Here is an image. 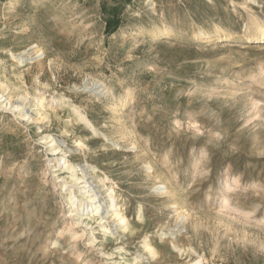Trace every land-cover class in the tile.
<instances>
[{
    "label": "rangeland",
    "instance_id": "1",
    "mask_svg": "<svg viewBox=\"0 0 264 264\" xmlns=\"http://www.w3.org/2000/svg\"><path fill=\"white\" fill-rule=\"evenodd\" d=\"M161 21L174 37L152 41ZM219 23L224 42L192 40L203 30L213 39ZM259 23L264 0H0V78L13 102L69 98L119 142L104 148L66 108L33 131L0 111V264L112 263L83 241L69 247V217L40 144L46 135L73 148L72 163L115 184L134 232L104 244L108 254L117 246L133 254L149 236L158 255L144 264H264V44L246 43L256 32L245 27ZM33 44L43 57L30 60ZM219 61L238 78L231 91L213 88L218 71L207 66ZM108 90L123 103L106 108ZM78 137L84 152L73 146ZM161 184L167 190L155 189ZM138 203L145 225L135 219ZM161 230L166 238L155 240Z\"/></svg>",
    "mask_w": 264,
    "mask_h": 264
},
{
    "label": "bare ground",
    "instance_id": "2",
    "mask_svg": "<svg viewBox=\"0 0 264 264\" xmlns=\"http://www.w3.org/2000/svg\"><path fill=\"white\" fill-rule=\"evenodd\" d=\"M150 1L151 0H148V2ZM231 2L234 4L233 1ZM238 6H240L239 3ZM246 8L249 9V15L247 16L248 22H251L254 13H252V8L247 6L245 9ZM167 26L168 25H166V22L164 21L154 24L149 30L150 33H152L150 34L152 41H159L161 39L172 37L174 35V29L168 28L169 26ZM224 27L225 25L222 23L215 25V30L213 32L215 37L213 39L211 36L212 33L208 30H203L201 33H192V40L201 43L209 41L214 42V40L217 41L216 43L224 42L225 39L228 38L226 32L223 30ZM245 27L248 32L253 30L256 32V36L248 38L246 43L253 45L264 44V24L259 23L256 26L246 24ZM228 30H234V27H231ZM246 30L244 32H246ZM34 49L39 51V53L35 58L30 60H36L43 57L44 54L40 52L38 46L35 44L31 45L29 48V50ZM23 54H26L25 51L20 54L10 53L9 56L11 61L14 62L20 60V56ZM261 62L259 65H261ZM223 63L224 61H219L214 64H208L207 68L208 70L216 69L218 71L216 74L218 79L212 82L214 84L213 88H220L227 85L229 91H231L234 86L237 85L236 81L238 78H235V76L230 79L229 76L231 77L232 75L224 69ZM252 76L250 78L254 79V76ZM19 77H21V73ZM41 86L43 88L47 87L46 85ZM10 89H12V87L8 86L7 82L0 78V111L10 112L13 118L17 121L16 123L25 122L29 131H33L34 128L40 130L39 125L43 122H48L51 112L53 113L55 109L62 107L68 110L69 114L73 116L75 122L84 123L85 126L90 128L94 136L101 137L105 142L104 148L106 146H119V142L116 138L109 137L108 135L97 131L90 124L85 114L81 112L80 107L72 104L69 98L59 97L56 99H47L44 95H38L32 98L31 101L29 100L28 103H25V98L20 96L19 100L21 102L18 103L13 102L12 94L16 92L14 89ZM100 94L101 92L96 93L95 96H99ZM224 95L229 98L235 97L234 92H228ZM104 96L106 98L104 103L106 108L109 107L112 101H117L118 104L123 103L119 96L112 94L110 91L106 92ZM29 110L33 114L29 113ZM53 116L57 118L56 113L55 115H52V117ZM80 139L79 137L76 138L73 141V146L76 147L77 150L84 152L87 148ZM40 144L46 148V152L51 156L47 159L46 169L52 174V180L59 188V194L63 198L65 204V214L69 217L67 225H65L66 227L64 228L65 230H62L63 232H68L69 236L67 238L69 240V247L72 248L78 241H83V244L85 243V245L91 248L92 251L100 254L107 262L111 261V264H144L149 263L150 260L153 262L156 259L158 252L152 246L153 240H151L149 236L143 237L141 245L135 252H133V254L125 251L123 246H117L113 253L108 254V252H105L104 244L108 242L115 243L116 245L123 244L122 239L125 238V235H131L134 232L130 227V223L125 216L123 209L117 203L118 198L114 190L115 184L107 177H102V172L91 164L76 165L72 163L69 157L76 152H74L73 148L68 147L63 141H58L56 138L46 135L40 140ZM198 162H200V160L195 159L193 165L196 166ZM193 165L190 167L192 168ZM148 169H150V167H148ZM225 173V176L229 175L228 171H225ZM183 175H185V173L180 171L179 176ZM104 182L110 185L107 187ZM225 184L224 189H222L230 190L231 187L228 188V184ZM161 187L164 191L167 190V187L164 184L158 185L155 189L158 190ZM136 207L137 213L135 219L140 225H145L147 220L142 211V203H138ZM181 223L182 219L177 215L176 227H179ZM154 236L155 240H163L166 238V234L162 230L156 232ZM52 245L54 247L60 246L57 242ZM172 249L177 250L180 253V256L185 252L174 245H172ZM79 256L80 255H78V257ZM189 264H203V262L201 259H197Z\"/></svg>",
    "mask_w": 264,
    "mask_h": 264
}]
</instances>
